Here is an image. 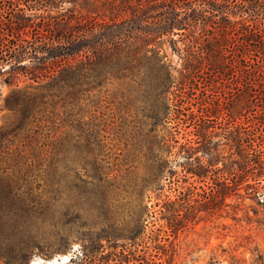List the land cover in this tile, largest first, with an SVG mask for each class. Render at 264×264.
I'll use <instances>...</instances> for the list:
<instances>
[{
    "label": "trees",
    "instance_id": "trees-1",
    "mask_svg": "<svg viewBox=\"0 0 264 264\" xmlns=\"http://www.w3.org/2000/svg\"><path fill=\"white\" fill-rule=\"evenodd\" d=\"M5 11L0 76L15 86L5 98L15 116L0 129V153L14 140L32 144L47 113L66 127L38 153L49 165L37 189L0 155V264L28 263L30 252L12 248L11 238L51 202L101 225L69 259L77 264H109L102 240L112 239L113 264H135L144 216L155 212L176 233L241 191L264 204V0H1ZM161 45L178 55L180 68L160 54ZM203 75L209 85H199ZM113 83L140 114L143 175L132 165L116 179L99 163L104 135L85 113ZM190 125L180 141L181 126ZM148 189L160 208L143 204ZM113 190L128 191L134 203L123 225L105 206ZM253 212L264 225V213ZM117 237L130 248H118Z\"/></svg>",
    "mask_w": 264,
    "mask_h": 264
},
{
    "label": "rangeland",
    "instance_id": "rangeland-1",
    "mask_svg": "<svg viewBox=\"0 0 264 264\" xmlns=\"http://www.w3.org/2000/svg\"><path fill=\"white\" fill-rule=\"evenodd\" d=\"M236 1L242 2V0ZM231 6L234 10L240 9L233 3ZM7 7L8 2L5 8ZM6 11L0 14V21L5 22L10 19ZM5 32L6 26L0 24V36ZM160 54L164 55L167 62L180 68L181 60L170 47L161 45ZM5 77L6 75L0 76V129L15 116L14 112L5 105L6 96L15 86L6 83ZM198 82L199 85L204 86L209 85L211 80L203 75ZM18 84L23 86L25 82L20 80ZM120 90L118 83L102 87L91 98L92 102L85 113L86 118L94 119L93 122L100 127L101 134L104 135L103 143L99 147V157L103 161L99 163L106 171H110L112 177L116 176V179L131 170L132 165L137 166L136 171L139 175L144 173L143 157L138 152L135 136L136 120L140 114L134 106L128 104L125 97L121 96ZM42 118L48 120L44 122L37 139L33 140L32 144L14 140L12 145L9 144L11 147L9 152L0 153L3 157L2 165L9 164L14 170L20 168V175H27L34 189L44 184L45 170L49 165V161H45L38 153L45 148L52 136L58 135L66 127L62 124L60 116L53 113L42 115ZM189 123H191L190 120H187L186 124ZM192 129V125L188 128L181 126L180 141H185L181 135ZM11 150L15 151L14 154ZM16 151L20 154L16 155ZM23 153H26V159H20ZM61 166V163L56 164L57 168ZM130 166L131 168L128 169ZM59 170L56 174L60 173L62 177L64 172L62 169ZM71 178L73 179L72 173L67 179ZM161 182L164 181L161 180ZM163 193L173 198V192H169L167 185ZM148 195L152 197L150 201L147 199ZM142 200L143 204L148 202V205H153L150 210L160 208V205L154 206L157 200L155 193H152L150 189L145 191ZM225 202L228 205H222L221 208L208 214L201 212V217H197L195 221L188 223L176 233L171 232L159 213L144 216L146 227L140 235L138 241L140 245L135 247L137 250L133 256L135 264H151L152 262L156 264H264V225L255 221L253 212L258 209L262 217L264 204H257L255 200L249 199L244 191H241L239 195L227 197ZM49 204L52 207L50 211L36 214L26 227L11 238L12 248L22 247L24 251L30 252L27 264H77L70 262L69 259L81 251L83 244L86 246L89 244L87 237L89 239L90 234L99 230L101 225L93 224L94 220H90L88 215H83L81 211L78 215L72 209L67 210L64 201ZM133 204L128 191L113 190V196L105 206L113 210V214L110 215L113 219L118 215L124 217V222L120 220V225H123L130 220ZM115 242L118 248L126 247V250L130 248L128 241L122 237L115 238ZM102 243L104 247L101 254L107 257L109 264H113V239L110 242L102 240ZM3 255L16 254L5 252ZM16 264H23V262L18 260Z\"/></svg>",
    "mask_w": 264,
    "mask_h": 264
}]
</instances>
